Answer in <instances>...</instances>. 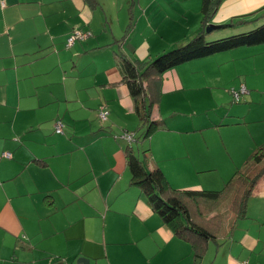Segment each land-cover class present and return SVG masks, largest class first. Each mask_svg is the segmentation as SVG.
Segmentation results:
<instances>
[{
  "label": "crops",
  "instance_id": "0c3cea01",
  "mask_svg": "<svg viewBox=\"0 0 264 264\" xmlns=\"http://www.w3.org/2000/svg\"><path fill=\"white\" fill-rule=\"evenodd\" d=\"M96 1L90 6L84 0H0V264L191 261L189 242L128 183L124 149L133 142L119 135L133 131L134 143H141L144 125L121 82L119 57L147 60L188 41L202 29L201 0ZM261 10L264 0H222L208 23L230 27L238 23L235 17H254ZM73 29L90 35L67 45ZM223 59L220 52L162 74L151 118L173 116L176 126H165L162 119L158 140L151 136L155 131L150 135L148 154H135L145 167L159 166L171 186L204 189L202 182L180 183L177 176L183 182V169L203 171L210 169L208 160L216 162L189 140L197 142L195 134L204 128L198 114L193 107L181 111L172 100L176 93L216 81L207 69ZM100 105L108 110L103 126L97 118ZM57 118L62 134L54 131ZM251 196L247 212L256 201L258 231L234 228L238 220L231 215L219 235L240 243L246 264H264V256H254L264 242V184ZM214 243L217 249V239ZM224 259L243 263L231 251Z\"/></svg>",
  "mask_w": 264,
  "mask_h": 264
},
{
  "label": "trees",
  "instance_id": "16d2710c",
  "mask_svg": "<svg viewBox=\"0 0 264 264\" xmlns=\"http://www.w3.org/2000/svg\"><path fill=\"white\" fill-rule=\"evenodd\" d=\"M84 1L90 6L97 4L96 0ZM221 1L201 0L202 29L188 41L176 44L152 59L130 60L124 54L120 55L121 82L126 85L130 96L134 100V111L140 123H143L144 127L146 126L143 130L144 139H148L154 130L164 127L162 120H151L150 116L152 106L159 102L161 77L165 71L187 61L224 52L238 46L264 43V21L256 27L241 33L208 40L207 35L211 31L228 26L208 23ZM245 17L246 15L235 17V19H238V23L235 25L244 22ZM233 23L229 25L233 26ZM210 25L213 28L210 32H207L206 28ZM130 26L131 24L127 25L125 35L129 33ZM242 86L245 87L242 83L238 90L232 89L235 99H239L248 91L246 89L245 93L239 92ZM235 92H238V96L235 95ZM101 111L107 112L105 118L100 116ZM97 118L101 126L106 123L108 110L105 105L98 106ZM59 123H61L60 130H57ZM62 126V120L57 118L54 122V131L62 134ZM130 132L134 140V132ZM126 133L122 132L119 136L130 142L125 137ZM2 154L4 156L8 155L5 152ZM124 160L129 172V185L139 189L150 209L160 217L164 224L170 227L175 235L189 242L192 250L189 264H201L208 242L216 241L221 233L222 218L215 209L229 197L230 204H228V207L233 215V220L245 218L248 199L259 191L261 186L259 183L264 179V143L253 150L245 160L242 168H238L232 177L224 183L223 187L218 190L172 187L159 166L145 167L140 157L135 154L129 145L124 149ZM42 162L46 164L44 160ZM53 263L58 264L56 261Z\"/></svg>",
  "mask_w": 264,
  "mask_h": 264
},
{
  "label": "rangeland",
  "instance_id": "374dc122",
  "mask_svg": "<svg viewBox=\"0 0 264 264\" xmlns=\"http://www.w3.org/2000/svg\"><path fill=\"white\" fill-rule=\"evenodd\" d=\"M263 19L264 10H261L256 16H248V18L244 19L245 23L242 22L239 25L213 30L211 32L213 35L208 40L252 29L261 24L264 21ZM221 55L225 56V59H223L225 62H219L216 65L209 66L207 69L211 75L217 77L216 81L192 89L184 94L176 93L174 100H172V105H178L181 111L185 108L193 107L204 128L196 132L195 138L197 142L193 140L192 136L189 140L203 153L211 155L209 159L216 160V162L208 160L210 169L207 170L190 171L188 168L183 169L185 173L182 176L183 182L180 181L181 176H177V178L180 183H186L188 179L191 183L202 182L203 188L208 190L221 189L235 171L238 168H242L245 160L253 150L264 142V43L238 46L234 49L221 52ZM155 56H152L151 59ZM242 83L248 91L244 97L240 96L239 99H235L232 89L238 90ZM190 93L192 95L188 96ZM175 97H178V99L175 100ZM162 110L164 109L162 108ZM165 117L163 114L159 119L164 120L165 126L166 123H168L169 127L176 126L173 116ZM150 119L153 120L151 116ZM180 124L181 122L177 125ZM156 130H154L155 132L153 131L154 133L151 136L155 135L156 140H158L161 131L160 129ZM135 133L140 136L141 131L138 129ZM151 136L147 140L143 139L141 143H134V140L131 141L133 142L131 146L136 154H148ZM152 145L156 147L154 144ZM93 150L95 152L99 151L97 148ZM260 184H264V179ZM172 187L179 189L187 188L175 187L173 185ZM249 198H252V196ZM228 199L229 197L215 209L222 218L221 233L225 230L228 216L232 215L228 207V204H230V200ZM251 210L255 214H251ZM259 210V205L254 201L249 208V212H246V217L239 219L233 227L238 226L242 228L248 225L249 231L256 233L258 231ZM231 224L228 223L227 226L230 228ZM235 240H239V238L236 237ZM217 242L219 243L217 249V244L214 241L210 243L211 247L206 251L207 253L205 252L201 264H226L224 253H228L229 251L233 255H238L240 260H243L241 262H248V258L241 254L240 243H231L232 240L222 238V235L217 237ZM120 247L125 246L122 245ZM254 256L263 258L264 242L259 244ZM248 264L255 263L250 262Z\"/></svg>",
  "mask_w": 264,
  "mask_h": 264
},
{
  "label": "built area",
  "instance_id": "2783aa9c",
  "mask_svg": "<svg viewBox=\"0 0 264 264\" xmlns=\"http://www.w3.org/2000/svg\"><path fill=\"white\" fill-rule=\"evenodd\" d=\"M89 35H90V32H88V31L75 29L67 37V39H66L67 45H71L74 42L75 39H81L82 40V39H85L86 37H88ZM239 92L245 93L246 92V88L244 86H242L240 88ZM235 95L238 96V92H235ZM236 98H238V97H236ZM106 113H107L106 111H101L100 112V116L102 118H105ZM60 125H61V123L58 124L57 130H60ZM125 137L129 141L132 140V133L131 132H127L125 134ZM243 264H246V262L243 263Z\"/></svg>",
  "mask_w": 264,
  "mask_h": 264
},
{
  "label": "water",
  "instance_id": "95a60500",
  "mask_svg": "<svg viewBox=\"0 0 264 264\" xmlns=\"http://www.w3.org/2000/svg\"><path fill=\"white\" fill-rule=\"evenodd\" d=\"M212 28H213V26L210 25V26H208V27L206 28V31H209V30L212 29Z\"/></svg>",
  "mask_w": 264,
  "mask_h": 264
},
{
  "label": "clouds",
  "instance_id": "9594fccd",
  "mask_svg": "<svg viewBox=\"0 0 264 264\" xmlns=\"http://www.w3.org/2000/svg\"><path fill=\"white\" fill-rule=\"evenodd\" d=\"M80 30H83V29H80ZM83 31H88V30H83ZM89 32V31H88ZM87 38V37H86ZM76 40V39H75ZM129 132V131H128ZM132 140H133V138H132ZM132 140H130V142L132 141ZM129 141V140H128ZM63 263V262H62ZM243 263H245V262H243ZM242 263V264H243Z\"/></svg>",
  "mask_w": 264,
  "mask_h": 264
}]
</instances>
